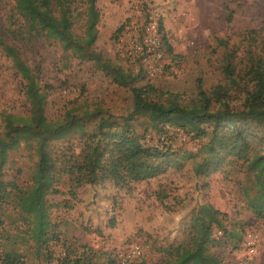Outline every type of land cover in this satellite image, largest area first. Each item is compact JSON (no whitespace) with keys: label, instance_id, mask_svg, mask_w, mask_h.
Returning a JSON list of instances; mask_svg holds the SVG:
<instances>
[{"label":"rangeland","instance_id":"1","mask_svg":"<svg viewBox=\"0 0 264 264\" xmlns=\"http://www.w3.org/2000/svg\"><path fill=\"white\" fill-rule=\"evenodd\" d=\"M51 1L58 15L57 0ZM67 1L73 31L84 35L89 0ZM135 4L141 5L144 16L160 24L174 65L166 66L152 78L121 57L117 49L120 31L116 30L134 17ZM95 5L99 17L92 48L124 69L139 73L135 84L152 85L153 98L163 100L167 92L188 103L198 98V83L208 92L221 84L228 89L225 99L229 106L242 107L246 97L243 83L236 87L226 80L222 71L225 49L218 40L228 39L229 47L239 45L236 54L243 55L246 30L255 29L264 35V0H95ZM14 6L15 0H0V37L18 47L21 57L38 73L41 84L47 86L49 116H59L72 102L83 101L115 114L128 111L131 91L117 86L94 61L80 58L44 36L29 39L11 33L16 24L23 23ZM262 46L258 44L255 49L261 50ZM23 84L11 58L0 48V130L3 112L22 113L25 109ZM247 86L251 87V83ZM133 124L137 132L143 133L147 121L138 118ZM145 136L149 144L175 151L164 172L123 187L111 181L85 184L75 188L73 194L68 183L60 184L59 193L48 195L51 218L60 238V242L51 243L50 260L46 250L37 251L26 225L11 222L17 214L11 205H5L8 216L4 217V234L0 238V260L10 252L19 254L17 264H63L60 256L65 242L83 256L81 264H163V249L181 239L192 209L208 202L244 226L238 248L230 242L213 248L222 261L264 264V218L255 215L245 197L244 186L253 184L244 169L228 164L222 170L198 176L195 166L206 155L202 146L207 137L196 138L176 128H166V134L147 131ZM74 141L78 143L77 138ZM12 160L6 177L24 184L35 156L24 149ZM250 230L257 233L253 253L245 246V235ZM135 244L142 248L138 258L128 256Z\"/></svg>","mask_w":264,"mask_h":264},{"label":"trees","instance_id":"2","mask_svg":"<svg viewBox=\"0 0 264 264\" xmlns=\"http://www.w3.org/2000/svg\"><path fill=\"white\" fill-rule=\"evenodd\" d=\"M56 3L58 15L51 0H15V11L23 23L16 24L11 33L29 39L44 36L78 57L94 61L117 86L131 91L132 103L126 113L115 114L100 105L90 107L86 101L72 102L59 116H49L47 86L41 84L38 73L21 57L18 47L0 37V48L24 81L26 102L22 113L7 111L1 115L0 238L4 217L8 216L4 206L11 205L17 214L11 222L26 225L37 251L46 250L50 260L51 243L60 242V238L51 218L48 195L59 193L62 183H68L73 194L75 188L85 184L111 181L123 187L156 177L171 165L176 153L169 147L149 144L145 132L166 134V128H179L196 138L207 137L202 146L206 155L195 166L198 176L222 170L228 164L244 169L253 184L244 186L245 197L255 215L264 218V35L255 29L246 30L243 39L247 46L239 57V45L229 47L228 39L218 40L225 49L222 71L226 80L236 87L243 83L246 97L241 108L229 106L225 99L228 89L221 84L208 92L198 83V98L188 103L167 92L160 100L150 95L155 91L152 85L135 84L139 73L124 69L92 48L99 17L95 0H89L84 35L73 31L70 2ZM258 44L263 45L261 50L255 49ZM138 118L147 121L143 133L137 132L133 124ZM24 149L33 153L35 161L26 182L20 184L6 176L12 157ZM243 227L241 221H232L227 212L211 203H200L192 209L181 239L163 249V264H228L213 248L228 242L238 248ZM62 248L60 262L81 264V254L65 242ZM18 256L6 252L2 261L17 264Z\"/></svg>","mask_w":264,"mask_h":264},{"label":"built area","instance_id":"3","mask_svg":"<svg viewBox=\"0 0 264 264\" xmlns=\"http://www.w3.org/2000/svg\"><path fill=\"white\" fill-rule=\"evenodd\" d=\"M144 15L141 5L135 4L134 17L129 19L120 31L117 39V49L121 57L152 78L166 66L174 68V65L171 62V54L167 44H165L160 24ZM176 129L180 130L179 128ZM256 242L257 233L252 230L247 231L245 246L249 253L255 251ZM141 253L142 248L140 245L135 244L128 256L138 258ZM0 264L6 263L0 260Z\"/></svg>","mask_w":264,"mask_h":264}]
</instances>
